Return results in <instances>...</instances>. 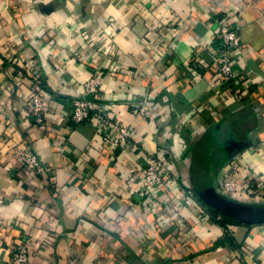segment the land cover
<instances>
[{
	"label": "crops",
	"instance_id": "crops-1",
	"mask_svg": "<svg viewBox=\"0 0 264 264\" xmlns=\"http://www.w3.org/2000/svg\"><path fill=\"white\" fill-rule=\"evenodd\" d=\"M228 14L242 36L235 71L251 75L231 84L247 89L240 102L210 83ZM97 70L102 100L139 150L103 142L96 117L74 122L73 100ZM36 85L42 126L28 108ZM137 104L151 115L134 116ZM211 131L215 187L234 174L232 161L264 177V0H0V264L21 243L30 264H264V223L200 217L183 191ZM23 147L44 175L21 163ZM152 153L179 183L149 204L137 191ZM235 200L264 205V189Z\"/></svg>",
	"mask_w": 264,
	"mask_h": 264
},
{
	"label": "built area",
	"instance_id": "built-area-1",
	"mask_svg": "<svg viewBox=\"0 0 264 264\" xmlns=\"http://www.w3.org/2000/svg\"><path fill=\"white\" fill-rule=\"evenodd\" d=\"M216 40L218 45L214 51L212 61L214 76L210 79V83L213 86V90L216 93H220L223 86H231L237 81L249 80L251 75L244 79L240 78L235 71L238 59L243 52L239 20L235 14H228L225 17V21L220 23ZM104 82L105 77L101 70H97L93 75L83 80L82 94L77 95L73 100V120L75 123H81L91 117H96L98 120V134L103 142L115 151H137L141 146V142L134 139L132 127L121 124L117 117L113 115L114 105L102 100ZM226 90L238 102L247 94V89L244 88L242 83L239 86H231V89ZM28 108L33 124L42 126L45 123L44 96L37 85ZM208 108L211 112V119L221 118L219 111H217L216 103L211 104ZM132 114L134 116L149 117L151 111L147 106L137 104L133 106ZM19 159L24 166L36 173L44 175L48 171L41 158L30 147L20 149ZM174 167L162 159L159 154L152 153L149 155L147 164L142 169L143 184L137 193L145 198L149 204L156 202L160 191L169 192L173 186L178 185L179 173ZM232 167L234 168V174L224 177V180L216 186L219 194L227 198L236 199L242 193L255 195L264 189V177L255 173L252 168L243 167L237 161H232ZM183 191L187 196L190 208L197 215L207 219L213 217L214 214L197 197L193 188H185ZM215 217L219 221L223 220L221 214H217ZM29 252L26 243L17 245L12 251L9 264H30Z\"/></svg>",
	"mask_w": 264,
	"mask_h": 264
},
{
	"label": "water",
	"instance_id": "water-1",
	"mask_svg": "<svg viewBox=\"0 0 264 264\" xmlns=\"http://www.w3.org/2000/svg\"><path fill=\"white\" fill-rule=\"evenodd\" d=\"M211 131L201 143L195 158L193 179L195 194L211 211L243 224H263L264 205H252L219 194L206 172V159L213 139Z\"/></svg>",
	"mask_w": 264,
	"mask_h": 264
},
{
	"label": "trees",
	"instance_id": "trees-1",
	"mask_svg": "<svg viewBox=\"0 0 264 264\" xmlns=\"http://www.w3.org/2000/svg\"><path fill=\"white\" fill-rule=\"evenodd\" d=\"M214 215H217V214H219L218 212H215V211H211ZM222 222L223 223H228V222H234V223H238V222H236V221H233L232 219H230V218H227V217H225V216H223V220H222Z\"/></svg>",
	"mask_w": 264,
	"mask_h": 264
}]
</instances>
